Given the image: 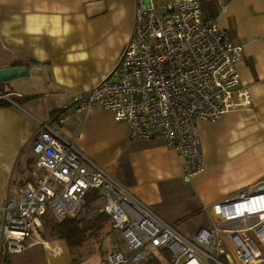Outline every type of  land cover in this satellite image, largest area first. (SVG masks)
<instances>
[{
  "label": "built area",
  "instance_id": "built-area-1",
  "mask_svg": "<svg viewBox=\"0 0 264 264\" xmlns=\"http://www.w3.org/2000/svg\"><path fill=\"white\" fill-rule=\"evenodd\" d=\"M235 45L202 0H135L133 32L114 71L88 92L73 95L60 114L89 115L100 108L130 127L134 141L161 135L183 160V177L205 169L200 123L215 124L230 112L249 109ZM68 115V114H67ZM58 122L60 127L66 118ZM32 178L0 207V264L7 256L45 246L47 219L62 224L98 191L100 213L112 220L124 248L107 251L101 264H264V183L212 207V225L184 235L118 184L106 171L91 170L87 156L44 124L34 142Z\"/></svg>",
  "mask_w": 264,
  "mask_h": 264
},
{
  "label": "crops",
  "instance_id": "crops-1",
  "mask_svg": "<svg viewBox=\"0 0 264 264\" xmlns=\"http://www.w3.org/2000/svg\"><path fill=\"white\" fill-rule=\"evenodd\" d=\"M202 8L243 47L237 71L253 104L200 124L205 169L192 182L215 205L264 183V0H202ZM134 13L135 0H0V70L25 66L30 74L0 82V98L11 103L0 108V207L32 168L34 142L49 124L41 103L59 99L64 105L106 79L132 35ZM84 120L86 131L107 129L127 151V188L120 185L146 204L160 203L164 185L184 178L182 158L161 135L134 141L127 123L100 108ZM80 151L91 170L102 169L94 151Z\"/></svg>",
  "mask_w": 264,
  "mask_h": 264
},
{
  "label": "rangeland",
  "instance_id": "rangeland-1",
  "mask_svg": "<svg viewBox=\"0 0 264 264\" xmlns=\"http://www.w3.org/2000/svg\"><path fill=\"white\" fill-rule=\"evenodd\" d=\"M43 97V100H46L45 94ZM49 100L52 102L41 103L44 108L43 115L47 113L44 116V122L49 123L51 127L62 133L66 140L77 141L79 148L85 153V150L94 151L95 156L99 158L98 163H100L102 170L106 171L117 183L127 188V151L117 147L114 143V137L109 138L107 136V129L104 131H86L87 121L84 120L85 115H76L73 111L64 115L60 114V111L53 113L54 109L63 108V102L59 99ZM54 117H57V120L66 118L63 132L58 122L50 123ZM106 124L113 130V126L108 121H106ZM200 124L202 126V123ZM30 163L32 168L27 172L24 185L31 180V173L36 168L35 156H33ZM201 191L198 186L194 185L192 180L187 182L184 178H178L169 182V185H164V194L160 203L148 205L135 194L132 195L178 231L193 237L201 228H209L212 225L211 210L214 205H209V202L204 201ZM251 191H253V188ZM87 202H89L88 199ZM102 206V201L95 205L89 203L77 218L80 221H87L99 214ZM50 223L54 224L52 220L48 219L44 226L46 246H37L22 254L7 256L2 264H71L75 255L71 254L65 242L56 240L51 236V225H48ZM116 245H121L125 249L120 234L110 230L104 240L97 241L96 239L87 242L78 252L77 257L83 259L80 264H101L104 253L113 249Z\"/></svg>",
  "mask_w": 264,
  "mask_h": 264
},
{
  "label": "trees",
  "instance_id": "trees-1",
  "mask_svg": "<svg viewBox=\"0 0 264 264\" xmlns=\"http://www.w3.org/2000/svg\"><path fill=\"white\" fill-rule=\"evenodd\" d=\"M9 106H11L9 101L0 98V108ZM87 199L89 201L87 204L90 203V205H95L99 201H102L103 203L101 194L95 190L90 192L86 200ZM77 217L68 218L62 224H48L51 225V236L56 240L65 242L71 254L75 255L71 264H80L83 261V259H79L77 255L87 242L96 239L97 241H102L108 231H112V220L104 213L99 212V214L87 221H80ZM151 264H160V262L156 261Z\"/></svg>",
  "mask_w": 264,
  "mask_h": 264
},
{
  "label": "water",
  "instance_id": "water-1",
  "mask_svg": "<svg viewBox=\"0 0 264 264\" xmlns=\"http://www.w3.org/2000/svg\"><path fill=\"white\" fill-rule=\"evenodd\" d=\"M29 68L22 66V67H13V68H6L0 70V82L7 83L16 81L21 78L28 77Z\"/></svg>",
  "mask_w": 264,
  "mask_h": 264
}]
</instances>
